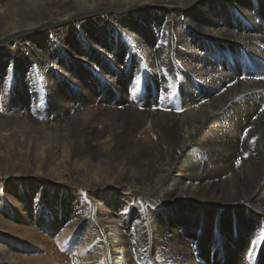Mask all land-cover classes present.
I'll list each match as a JSON object with an SVG mask.
<instances>
[{
	"label": "bare ground",
	"instance_id": "6f19581e",
	"mask_svg": "<svg viewBox=\"0 0 264 264\" xmlns=\"http://www.w3.org/2000/svg\"><path fill=\"white\" fill-rule=\"evenodd\" d=\"M43 32L0 66L1 261L32 218L86 264H264V0H0V45Z\"/></svg>",
	"mask_w": 264,
	"mask_h": 264
},
{
	"label": "rangeland",
	"instance_id": "374dc122",
	"mask_svg": "<svg viewBox=\"0 0 264 264\" xmlns=\"http://www.w3.org/2000/svg\"><path fill=\"white\" fill-rule=\"evenodd\" d=\"M13 22L15 24H19V20L17 19L13 21L11 20L12 26H13ZM100 34H102V32ZM33 40H36L37 43L39 42V45H41L45 49V51H48L50 53L56 52V48H57L56 45L57 43H59V40H57L56 37L52 38V35H49V33H46V32H43L36 36L33 35V36L16 37L13 40L3 45H0V66L1 65L9 66L12 63L14 64L15 62H17L16 60L22 59V62H23L22 64H24L25 66L24 69L27 73L28 72L27 70L30 68V66L32 67V61L36 59L37 57L40 58L31 49V43H34ZM122 48H123L122 50L125 53H128L130 50L128 45L123 46ZM16 52L17 54H14ZM24 75H23V72L18 71L13 76V78L20 81L21 79H23ZM66 85H67L66 93L74 96V98L76 99V97H78L77 91L73 87H70L71 85L70 82H67ZM114 92L115 91L112 92L113 95H115ZM127 93H128V89H127ZM117 94L115 96H117ZM140 137L142 136L137 135V139H141ZM120 145H122V142ZM237 161L239 162L241 161L240 157H239V160ZM3 182L5 184L12 183V181H9L6 179H4ZM8 186L9 185L5 186L4 184L1 185L2 191L3 189L6 190ZM14 190L15 191H11L9 193L6 191L5 197H8V199L17 198L19 189L15 187ZM79 192L80 191L75 188L69 190L70 195L74 197L73 200L70 202L72 203L71 211L74 210V206H76L77 202L80 201L79 197L76 196V193H79ZM16 214L12 215V213H10L9 221L15 220L14 216H16ZM30 219L33 220L31 222L34 227V230L31 229L30 224L28 223V219L27 220L17 219L16 224H15L17 228L16 234L8 235V236H11L10 239H15L14 240L15 242L13 243L15 252L18 253L20 256L24 257V259L22 260L24 261L29 260V262L28 261L27 262L17 261L18 262L17 264H86L87 261H89L87 260L86 251L80 250L81 248L80 247V243H81L80 237L76 234L74 236H69V235L64 236V234H66L67 232H65V227H62L61 222H59V224L57 223L54 228H51L50 226H46L44 228L37 229L36 227L37 223L34 222V219L29 218V220ZM34 223H35V226H34ZM36 229L37 231H35ZM23 230L35 231L36 234H38V239L34 240L35 242L24 241V240L22 241V239L18 238V236H21V232H23ZM0 264H5V262L1 261L0 259ZM92 264H98V262L96 261L95 263H92ZM254 264H256V262H254Z\"/></svg>",
	"mask_w": 264,
	"mask_h": 264
}]
</instances>
